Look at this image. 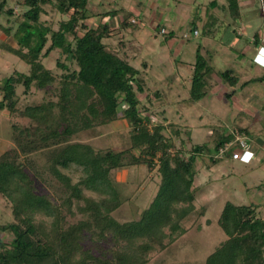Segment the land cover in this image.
<instances>
[{
  "label": "trees",
  "instance_id": "16d2710c",
  "mask_svg": "<svg viewBox=\"0 0 264 264\" xmlns=\"http://www.w3.org/2000/svg\"><path fill=\"white\" fill-rule=\"evenodd\" d=\"M88 3L89 0H17L15 5L23 13L16 18L7 0H0V19L5 17L7 23V27L0 23V30L15 43L4 50L28 68L26 72L15 70L2 81L0 112L7 110L11 116L29 122L10 121L16 148L0 154V197L12 217L9 222H0V264H148L152 244L162 245L166 235L163 233L160 242L153 236L140 238L138 226L144 214L154 207L160 213L175 211V222L169 213L160 222L159 215L146 224L147 230L150 235L156 223L160 231L167 227L172 234L181 236L185 230L179 225L194 210L191 187L198 148H193L195 154L187 160L182 150L169 152L171 143L162 134L163 126L148 128L149 117L139 111L140 72L130 65L124 51L112 50L106 43L116 30L122 32L135 22L128 16L114 27L111 22L120 10L99 11ZM46 6L63 18L56 30L40 19ZM90 19L91 24H87ZM55 51L67 62L57 60L61 73L43 63ZM72 63L76 68H69ZM202 66L198 60L195 71ZM221 75L227 78L226 72ZM198 79L192 83L197 84ZM19 85L23 95L34 89L43 92L42 98L19 109ZM193 99L198 100L195 96ZM119 120L131 128V147L126 150H95L89 144L71 141L82 131ZM225 141L217 145L218 150L229 143ZM51 147L42 164L30 156ZM131 148L141 150L132 161L128 157ZM157 153L161 155L157 195L141 219L121 224L113 216L122 203V193L116 186L118 183L120 187V183L113 175L129 165L153 166L154 162L146 158L153 159ZM46 179L61 185L59 203L39 188ZM179 204L184 206L178 212L175 208ZM217 224L227 238L203 264H264V220L254 207L227 203ZM4 234L10 238H3Z\"/></svg>",
  "mask_w": 264,
  "mask_h": 264
},
{
  "label": "rangeland",
  "instance_id": "374dc122",
  "mask_svg": "<svg viewBox=\"0 0 264 264\" xmlns=\"http://www.w3.org/2000/svg\"><path fill=\"white\" fill-rule=\"evenodd\" d=\"M16 1L7 0L14 15L19 18L22 17L23 9L15 5ZM88 5L99 11L120 10V14L116 16L118 25L121 19L128 16L135 22L122 32L116 30L106 43L112 50L124 51L130 65L140 72L137 80L142 89L137 93L141 100L139 111L143 116L149 117L151 124L148 128L153 129V125L157 124L163 126L162 134L165 140L171 143L169 152L174 154L182 150L184 160L190 155L194 156L193 148H198L193 164L195 176L191 187L194 190V210L179 225L185 230V234L177 236L167 227L160 231L154 223L149 235L146 224L151 222V219H158L160 215L162 222L169 213L171 220L175 222L177 217L175 211L160 213L156 207L151 210V214L148 211L144 214V220L138 226L140 238L153 236L155 241L160 242L163 233L166 235L162 242L165 249H161L162 245L152 244V250L147 254L148 264H203L227 238L217 224L225 205L232 203L248 206L252 202L260 205L261 202L257 201L256 197L264 195V179L260 177L264 172V163L250 164L252 169L249 171V166L243 161L230 159L233 151H243L232 132L248 124L242 122L244 119H250L246 109L257 105V102L253 99L247 102L248 105H244L233 98H224L221 93L231 91L232 88L229 83L223 82L226 77L223 79L219 74L221 69L237 73V69L230 66L237 58L238 54H235L239 49L237 52V49H226V40L229 35L237 34V28L242 25L241 19L246 13L249 14L248 19L255 23L254 31L264 25V0H89ZM44 11L45 14L40 17L41 21L48 22L56 30L63 18L50 6L44 7ZM235 13H239L240 17H234ZM91 21L88 20L87 24H91ZM0 23L7 27L5 17L0 19ZM162 30L165 32L161 33ZM194 30L199 33L197 36L193 34ZM248 34L249 30L246 34L237 36L238 46L246 42ZM9 45H15L13 39L0 30V86L15 70H28L23 62L4 50V47ZM229 54L236 57L230 58ZM197 56H200L198 60L203 65L199 71H195ZM57 60L65 62L59 51L52 52L43 63L54 72L61 73L62 70L56 66ZM65 64L67 65V62ZM68 66L76 68L73 63ZM213 76L220 80V83L213 80ZM198 77L197 84H193L194 78ZM251 87L253 86L250 85ZM235 90L236 96H241L240 89ZM22 92V86L16 87L19 109L38 103L43 96V92L34 89L26 96ZM193 96L198 100H194ZM241 109L244 111L243 115L237 117L235 114ZM16 116H11L7 110L0 112V154L7 149L16 148L10 121L14 124H29L27 120ZM256 125L263 126L264 123L258 122ZM130 135L131 128L126 121L119 120L82 131L71 141L89 144L95 150L119 152L131 147ZM230 135L229 150L220 156L217 145L224 142L225 136ZM51 150L52 147L42 149L30 156L42 164ZM140 151L131 148L129 160L139 156ZM160 156V153H157L153 159L149 156L146 158L154 162L153 166L144 163L129 165L113 175L120 183V187L118 183L116 186L122 193L121 206L113 216L121 224L138 221L142 218V212L149 209L161 181L158 172ZM213 158L217 160L216 163L210 160ZM48 179L39 188H44L54 201L59 203L61 185ZM72 179L75 181L76 176L72 175ZM85 193L93 195L90 192ZM183 194L184 197L187 196L186 191ZM183 206L179 204L175 210L179 212ZM260 208L257 215L264 219V206ZM11 220V213L4 208L0 197V222ZM4 235L3 238H10V235ZM171 238H175L174 241H171ZM107 246L105 244V247Z\"/></svg>",
  "mask_w": 264,
  "mask_h": 264
},
{
  "label": "crops",
  "instance_id": "0c3cea01",
  "mask_svg": "<svg viewBox=\"0 0 264 264\" xmlns=\"http://www.w3.org/2000/svg\"><path fill=\"white\" fill-rule=\"evenodd\" d=\"M251 3H248L250 5ZM239 12V11H238ZM234 17L239 16V13H235L233 15ZM249 14L246 13L244 15V18L242 17L241 23L242 25H239L237 28V34L229 35L228 39L226 40V49L229 48V50H236L235 54L237 58H235V62L233 60L232 65L230 67L237 69V73H232L231 70L228 69H221L219 70L220 73L226 72V80L224 79V83H229L230 88H232L231 91L228 92H222L224 98H233L236 102H241L244 105H248L247 102H250V100L255 99V102H257V105H251L246 111L250 115L249 121L242 120V122L248 123L247 125H244L242 128H236L233 130L232 134L233 136H243L246 139V143L248 145V153L243 154V161L248 166L252 163L256 165V163H264V125H256L258 122L264 123V25L260 28L258 27L256 31L253 30V27L255 28L254 21H251L250 18L248 19ZM120 16H118L119 18ZM114 22H111V25L116 27L118 24V19L116 20V16L113 19ZM249 21V22H248ZM247 30L250 31V34L246 35L247 40L240 46H238L237 36L246 34ZM197 32V30H194V32ZM229 33H231L229 31ZM194 34V33H193ZM199 33L195 36H197ZM239 47V48H238ZM228 53V52H227ZM230 53V52H229ZM230 55V56H229ZM228 57L234 58L236 57L232 54H229ZM232 55V56H231ZM247 59V60H246ZM229 62V61H228ZM227 62V63H228ZM215 81L218 79L213 76ZM220 83V80H218ZM250 85L253 86L250 88ZM235 88H239L240 94L238 92L239 96H236V90ZM243 110L239 111L237 114H235L237 117H240L243 115ZM250 133V134H248ZM230 136H225V140L230 141ZM247 137V138H246ZM226 142V141H225ZM203 153V152H202ZM230 158V157H229ZM231 159V158H230ZM212 163H216V161H213V159H210ZM232 160V159H231ZM233 161V160H232ZM254 165V166H255ZM210 168V167H209ZM208 168V169H209ZM249 171L252 169V167L247 168ZM262 179H264V172L260 176ZM257 201L259 200L260 205L258 203L252 202L248 206H256L255 210L258 214V211L260 206H264V195L257 196ZM259 216V215H258ZM262 218V217H261ZM264 220V219H263Z\"/></svg>",
  "mask_w": 264,
  "mask_h": 264
},
{
  "label": "built area",
  "instance_id": "2783aa9c",
  "mask_svg": "<svg viewBox=\"0 0 264 264\" xmlns=\"http://www.w3.org/2000/svg\"><path fill=\"white\" fill-rule=\"evenodd\" d=\"M132 22H134V20H132ZM165 31L162 30L161 33H164ZM194 34L196 35L197 32L195 31ZM236 142L239 144V147L243 150V151H240V150H235L231 153V159L232 160H242L243 159V154L245 153H248V145L246 143V139L243 137V136H237L236 137ZM231 143H226L224 144L223 147H221L219 150H218V154L220 156H223L224 154L227 153V151L229 150V147H230Z\"/></svg>",
  "mask_w": 264,
  "mask_h": 264
}]
</instances>
